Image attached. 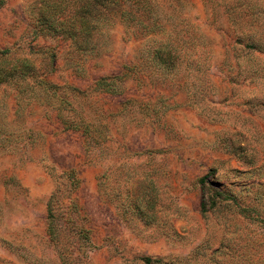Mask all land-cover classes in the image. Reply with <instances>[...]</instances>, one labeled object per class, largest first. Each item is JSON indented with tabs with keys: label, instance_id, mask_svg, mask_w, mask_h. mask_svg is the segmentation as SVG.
<instances>
[{
	"label": "rangeland",
	"instance_id": "obj_1",
	"mask_svg": "<svg viewBox=\"0 0 264 264\" xmlns=\"http://www.w3.org/2000/svg\"><path fill=\"white\" fill-rule=\"evenodd\" d=\"M78 9L0 0V264H264V0Z\"/></svg>",
	"mask_w": 264,
	"mask_h": 264
},
{
	"label": "trees",
	"instance_id": "obj_2",
	"mask_svg": "<svg viewBox=\"0 0 264 264\" xmlns=\"http://www.w3.org/2000/svg\"><path fill=\"white\" fill-rule=\"evenodd\" d=\"M112 0H85L86 2V6H87V10L86 11H82L80 12V10L78 9L75 12V16H78L83 23L85 24V28L83 30L84 33V39H82V41L80 42L81 44H79L80 47H82L84 50H89V49H95L96 43L92 38L93 35V29L96 28L97 24H92L91 22L94 20H101L102 18H107L108 14L107 12L103 13L100 12L98 14L93 13L95 7L97 6L98 3H102V6L106 9L109 10V4L111 3ZM89 13V16H86V13ZM81 13V14H80ZM100 15V16H99ZM99 16V18H98ZM104 23V22H103ZM261 47V46H259ZM4 72L3 69H0V81L4 79ZM220 194H224L223 192H220Z\"/></svg>",
	"mask_w": 264,
	"mask_h": 264
}]
</instances>
